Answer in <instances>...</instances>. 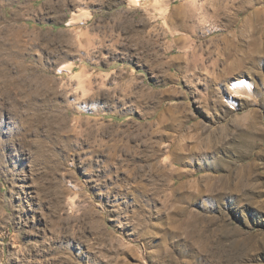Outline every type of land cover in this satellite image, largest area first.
I'll list each match as a JSON object with an SVG mask.
<instances>
[{
    "label": "rangeland",
    "instance_id": "obj_1",
    "mask_svg": "<svg viewBox=\"0 0 264 264\" xmlns=\"http://www.w3.org/2000/svg\"><path fill=\"white\" fill-rule=\"evenodd\" d=\"M0 264H264V0H0Z\"/></svg>",
    "mask_w": 264,
    "mask_h": 264
},
{
    "label": "bare ground",
    "instance_id": "obj_2",
    "mask_svg": "<svg viewBox=\"0 0 264 264\" xmlns=\"http://www.w3.org/2000/svg\"><path fill=\"white\" fill-rule=\"evenodd\" d=\"M182 1H185V0H182ZM186 1H190V0H186ZM197 1V0H196ZM158 2V1H157ZM161 2V1H160ZM195 2V1H194ZM197 3V2H196ZM161 5V4H160ZM196 5V4H195ZM242 86H244V84H243V82L241 81V82H239L238 84H236L234 87H236V88H241ZM233 87V88H234Z\"/></svg>",
    "mask_w": 264,
    "mask_h": 264
}]
</instances>
